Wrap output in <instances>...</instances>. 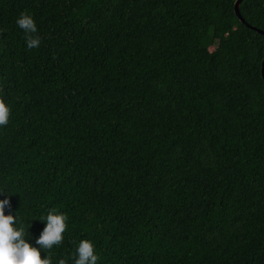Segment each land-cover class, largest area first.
<instances>
[{
  "label": "trees",
  "instance_id": "obj_1",
  "mask_svg": "<svg viewBox=\"0 0 264 264\" xmlns=\"http://www.w3.org/2000/svg\"><path fill=\"white\" fill-rule=\"evenodd\" d=\"M235 1L0 0V188L33 235L67 214L54 264L83 237L98 264H264V0L249 26Z\"/></svg>",
  "mask_w": 264,
  "mask_h": 264
},
{
  "label": "clouds",
  "instance_id": "obj_2",
  "mask_svg": "<svg viewBox=\"0 0 264 264\" xmlns=\"http://www.w3.org/2000/svg\"><path fill=\"white\" fill-rule=\"evenodd\" d=\"M16 26L24 35L25 47L28 50L37 49L41 39L37 34V25L33 16L21 12L15 19ZM10 109L6 102L0 99V127L9 122ZM6 191L0 188V195ZM11 209L8 195L0 198V264H54L51 250L59 246L64 239L68 216L57 207H50L38 216L44 226L38 235H33L28 228L31 220L25 221ZM74 252L71 254V264H98L99 255L95 243L87 237L73 241ZM41 252L45 253L41 258ZM55 264H68L67 258H58Z\"/></svg>",
  "mask_w": 264,
  "mask_h": 264
},
{
  "label": "water",
  "instance_id": "obj_3",
  "mask_svg": "<svg viewBox=\"0 0 264 264\" xmlns=\"http://www.w3.org/2000/svg\"><path fill=\"white\" fill-rule=\"evenodd\" d=\"M242 0H236L234 3V12L235 15L237 16V18L240 20L241 23H245L244 19L241 17L240 12H239V5L241 3ZM247 26H249L247 23H245ZM253 29H255L258 33L260 34H264V30H261L259 28H255V27H251ZM261 76L263 78L264 81V59L262 61V66H261Z\"/></svg>",
  "mask_w": 264,
  "mask_h": 264
}]
</instances>
